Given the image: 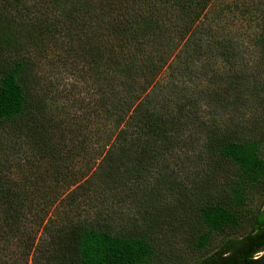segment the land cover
<instances>
[{"label":"trees","instance_id":"obj_1","mask_svg":"<svg viewBox=\"0 0 264 264\" xmlns=\"http://www.w3.org/2000/svg\"><path fill=\"white\" fill-rule=\"evenodd\" d=\"M0 9V150L22 155L16 179L0 159V264H155L177 212L193 264H264V0ZM31 36L82 81L75 112L40 81Z\"/></svg>","mask_w":264,"mask_h":264},{"label":"rangeland","instance_id":"obj_2","mask_svg":"<svg viewBox=\"0 0 264 264\" xmlns=\"http://www.w3.org/2000/svg\"><path fill=\"white\" fill-rule=\"evenodd\" d=\"M10 13L8 14L10 19H16L17 21H25V23L30 19L33 18V15L30 17L29 13H27V10L21 6L15 9H12L11 6H9ZM2 12V10L0 9ZM30 17V18H29ZM22 25L19 27L21 28ZM5 27L1 26L0 30H4ZM25 30V29H23ZM21 30V31H23ZM24 32V31H23ZM26 34V33H25ZM31 39V50L37 49V51H32L35 57L38 59V67L37 68V75L42 81V84L47 85V82H51V86H53V97L58 98V104H63L64 106H67L71 112L76 111V107H73L71 105V95L75 91L80 92L82 90L81 80L79 76L75 72H71L68 68V71L66 70V66L61 64L60 62H56L57 58V51L56 48L53 47H46L45 45H41L39 40L37 38H33L32 36L29 37ZM25 44H27L28 39L24 38L21 39ZM30 46V45H29ZM35 46V47H34ZM30 50V51H31ZM248 55H252L251 51H246ZM260 79H263L264 81V71L261 74ZM72 87H76V89H71ZM80 95H83L81 93ZM16 140H9L7 141V148L4 146V148H1L0 150V159L6 160L7 170L10 169L11 177L13 179H16L18 176V167L17 170L16 164L19 160H21V153H18V147H16ZM9 144H14V146H10ZM8 160V161H7ZM9 162V163H8ZM20 162V161H19ZM21 163V162H20ZM4 167V166H3ZM21 171V170H20ZM22 174V173H20ZM181 190H160V193L163 194V196L159 199V204H168L169 206L175 205L177 210L182 212L185 209V206H182V204H179V198L178 193ZM184 193L186 192V195H189V190H182ZM164 198V199H163ZM163 200V201H162ZM179 204V205H176ZM184 203L185 202L184 199ZM59 209L65 213L69 218L78 217L76 214L70 213L68 210L64 211L65 208V202L62 201V203L59 205ZM63 213L61 215H63ZM91 214L89 212V209L84 208L83 211H80V215L87 216V214ZM165 222L168 221V218L165 217ZM160 242H162V250L160 251V256L158 257V262L155 264H193L195 256L190 251V248H187V243H182L183 240H185L186 233L188 232L185 227H182L178 212L177 216H175L171 223L167 224L165 223L162 227V230L160 231ZM186 245V246H185Z\"/></svg>","mask_w":264,"mask_h":264}]
</instances>
